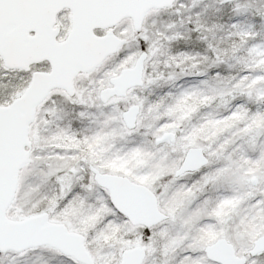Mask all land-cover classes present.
<instances>
[{"label":"snow or ice","instance_id":"6c2138e0","mask_svg":"<svg viewBox=\"0 0 264 264\" xmlns=\"http://www.w3.org/2000/svg\"><path fill=\"white\" fill-rule=\"evenodd\" d=\"M0 264H264V0H0Z\"/></svg>","mask_w":264,"mask_h":264},{"label":"rangeland","instance_id":"374dc122","mask_svg":"<svg viewBox=\"0 0 264 264\" xmlns=\"http://www.w3.org/2000/svg\"><path fill=\"white\" fill-rule=\"evenodd\" d=\"M224 19H227V18L225 17ZM129 23H132V22L129 20ZM82 78H83V74H80L75 79L79 80V79H82Z\"/></svg>","mask_w":264,"mask_h":264},{"label":"water","instance_id":"95a60500","mask_svg":"<svg viewBox=\"0 0 264 264\" xmlns=\"http://www.w3.org/2000/svg\"><path fill=\"white\" fill-rule=\"evenodd\" d=\"M79 74H80V73L76 74V76L79 75ZM76 76H75V77H76Z\"/></svg>","mask_w":264,"mask_h":264}]
</instances>
